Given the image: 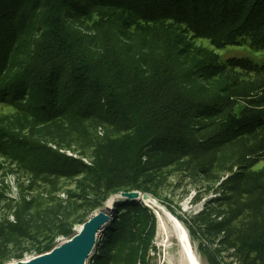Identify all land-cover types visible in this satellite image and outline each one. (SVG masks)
<instances>
[{
  "label": "trees",
  "instance_id": "16d2710c",
  "mask_svg": "<svg viewBox=\"0 0 264 264\" xmlns=\"http://www.w3.org/2000/svg\"><path fill=\"white\" fill-rule=\"evenodd\" d=\"M189 33L214 48L243 38L264 47V0H0V100L29 122L68 115L103 129L87 164L43 145L35 150L26 188L36 193L14 204L12 220L0 217V264L69 240L110 195L145 191L144 155H159V163L242 143L243 162L264 159V64L219 59L191 46ZM193 117L212 122L210 136L198 137ZM76 175L92 203L68 191L54 196L61 179ZM233 184L216 223L220 243L236 264H264V168ZM155 228L139 199L114 201L85 264H147Z\"/></svg>",
  "mask_w": 264,
  "mask_h": 264
},
{
  "label": "rangeland",
  "instance_id": "374dc122",
  "mask_svg": "<svg viewBox=\"0 0 264 264\" xmlns=\"http://www.w3.org/2000/svg\"><path fill=\"white\" fill-rule=\"evenodd\" d=\"M84 26L82 24L81 28ZM124 36L128 37L127 32ZM186 38L191 46L211 50L219 59L239 57L258 65L264 64V47L252 46L247 38L241 39L238 44L221 48H214L209 39L196 37L191 33L186 35ZM187 59L198 61L192 54H189ZM202 82L208 83L207 80ZM17 108L14 103L0 100V217L6 214L8 220H12L14 204L19 203L22 196L27 200L36 193L34 187L29 189L26 186L29 184V167L37 164V148L43 145L87 164L90 160L88 146L103 130L100 126L95 127L93 122L68 115L53 118L44 124L29 122L31 118H26L27 115L17 111ZM197 118L193 117V128L202 129L198 137L205 139L212 133L213 124L206 118L195 121ZM6 134H14L15 138L10 139ZM4 144L10 147L5 148ZM244 150L242 143L228 144L217 147L216 150L196 153L191 157L159 163H156L159 155L143 156L142 160L151 166V169L143 176L146 190L139 191L145 196L140 201L156 218L155 234L147 264H187L172 217L185 229L193 253L200 264H212L213 260H219L221 264H236L231 254L232 249L220 243L222 233L217 231L216 223L224 216L223 212L229 206L227 195L234 187V178L264 168V159L252 167L243 162ZM80 177L76 175L61 179L62 186L54 196L64 199L63 192L68 191L76 202L83 203L79 198L85 196L89 200L87 202L92 203L91 200L95 196L86 187L82 190L77 188L78 180L80 185L87 186L86 179ZM119 199V194L110 195L103 205L106 203L112 211L113 202ZM5 204L9 207L5 208ZM98 209L100 207H94L89 215L96 213ZM81 225L75 224L74 230L77 232ZM190 230H193V233ZM100 235L101 231L96 234L94 245ZM56 240L59 241V246L67 241L63 237H57ZM36 256L38 255L33 252L24 253L21 260ZM86 260L87 258L83 264Z\"/></svg>",
  "mask_w": 264,
  "mask_h": 264
},
{
  "label": "water",
  "instance_id": "95a60500",
  "mask_svg": "<svg viewBox=\"0 0 264 264\" xmlns=\"http://www.w3.org/2000/svg\"><path fill=\"white\" fill-rule=\"evenodd\" d=\"M118 194L124 199L140 200L145 197L138 190L120 191ZM110 211L111 207L105 203L96 213L89 215L78 231L62 245L32 259L6 264H75L81 256L83 264L94 246L96 234L109 220Z\"/></svg>",
  "mask_w": 264,
  "mask_h": 264
},
{
  "label": "bare ground",
  "instance_id": "6f19581e",
  "mask_svg": "<svg viewBox=\"0 0 264 264\" xmlns=\"http://www.w3.org/2000/svg\"><path fill=\"white\" fill-rule=\"evenodd\" d=\"M172 219H173L174 224L176 226V231H177L176 235L178 238V242H179L182 254L185 257L187 264H200L197 257L193 253V250H192L191 244L187 238V234H186L185 229L182 227V225L179 223V221L177 219H175L174 217H172ZM149 252H151L150 249L148 250V252L144 256V260L146 262H147V259L149 258ZM82 259H83V256H81L76 261L75 264H81ZM134 264H143V263H142V260L140 258H138Z\"/></svg>",
  "mask_w": 264,
  "mask_h": 264
},
{
  "label": "built area",
  "instance_id": "2783aa9c",
  "mask_svg": "<svg viewBox=\"0 0 264 264\" xmlns=\"http://www.w3.org/2000/svg\"><path fill=\"white\" fill-rule=\"evenodd\" d=\"M150 253H151V252H149V256H150Z\"/></svg>",
  "mask_w": 264,
  "mask_h": 264
}]
</instances>
